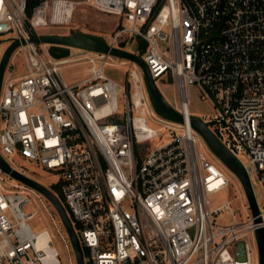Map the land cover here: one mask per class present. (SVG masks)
<instances>
[{
    "label": "built area",
    "instance_id": "obj_1",
    "mask_svg": "<svg viewBox=\"0 0 264 264\" xmlns=\"http://www.w3.org/2000/svg\"><path fill=\"white\" fill-rule=\"evenodd\" d=\"M32 1L0 0V43L19 41L11 60L21 55L25 66L17 78L8 72L11 61L5 71L0 154L23 175L17 157L60 175L85 264H254L255 255L260 264L264 202L257 201L256 217L249 206L246 220L217 222L230 208L212 210L210 203L229 187L224 166L201 151L202 139L186 120L152 126L159 119L137 64L83 49L57 60L30 40L45 35L38 29L69 23L79 5L127 21L108 44L125 50L122 38L131 39V53L153 79L176 86L174 108L184 117L189 110V119L194 87L211 108L203 121L264 189V0H34L29 16ZM113 59L128 66L120 90L105 74ZM79 62L89 75L70 85L63 68ZM167 136V143L147 146ZM34 196L43 203L0 169V264H62L52 237L39 240L48 231L31 225L37 210L26 207Z\"/></svg>",
    "mask_w": 264,
    "mask_h": 264
},
{
    "label": "rangeland",
    "instance_id": "obj_2",
    "mask_svg": "<svg viewBox=\"0 0 264 264\" xmlns=\"http://www.w3.org/2000/svg\"><path fill=\"white\" fill-rule=\"evenodd\" d=\"M127 21L122 20L118 16L104 14L98 12L88 6L79 5L73 13L72 19L69 23L64 25H54L47 28L38 29L39 34H61L70 35L78 31H82L89 34H95L103 36L106 40L110 42V37L119 30L120 27H128ZM127 36L122 38L124 42L123 49L125 51H135V46L130 44L131 39L126 41ZM3 39L1 38V41ZM8 47V44L0 43V52L3 48ZM44 50H48V46L42 45ZM87 53V52H85ZM11 64L14 68L9 69V73L12 74L14 78L20 77L25 73L24 60L21 55L15 56L11 60ZM128 66H123L120 61L113 59L109 61L106 67L105 74L108 78L115 81L119 87L124 85V73L126 72ZM63 77L68 84H74L80 82L88 77V64L85 62H79L76 64L68 65L63 68ZM157 85L161 90L167 101L173 106L178 107L180 101L177 95V88L171 82H164L162 80L157 81ZM147 86V83H146ZM147 92L149 96V101L151 104L152 111L156 114L159 121H151L152 126L155 128H161L164 126V122L160 121L162 119H167L165 115L155 107L153 100L151 98L150 92L147 86ZM190 93V111L198 117H203L211 114L210 105L199 97L198 91L194 87L189 88ZM152 118V117H151ZM157 122V123H156ZM162 132L160 135H162ZM200 136V135H199ZM201 137V136H200ZM202 139V138H201ZM168 142V136L162 141L153 140L148 143V147H159ZM200 149L206 153L210 158L216 162L218 159L213 155L211 150L208 148L205 141L202 139L200 142ZM240 160L243 163H247V157L243 154L239 155ZM17 164H22L25 166V175L29 178L37 181L43 186L47 187L54 192L55 186L59 183L60 175L56 172L46 171L33 163H28L26 160L17 157L15 158ZM20 170V169H19ZM224 173L229 180V187L219 193H216L210 197L211 209L215 210L219 207L229 204L230 208L223 207L220 213L216 216V220L220 225H229L235 219L246 220L249 215V205L247 202L246 194L241 186L239 179L233 175L229 170L224 167ZM251 182L254 189V193L259 205L264 202V189L259 179L255 176H251ZM32 203L26 207L27 211L37 210V218L31 222L32 227L37 233L42 231H48L50 236H52L51 247L56 248L60 255V260L62 264H74L75 254L70 250L68 243L64 242L63 239V224L54 209V207L43 197V203L37 196L32 197ZM68 245V249L66 247ZM254 264H257V255H255ZM87 264L88 261L86 260Z\"/></svg>",
    "mask_w": 264,
    "mask_h": 264
},
{
    "label": "water",
    "instance_id": "obj_3",
    "mask_svg": "<svg viewBox=\"0 0 264 264\" xmlns=\"http://www.w3.org/2000/svg\"><path fill=\"white\" fill-rule=\"evenodd\" d=\"M4 43H9V41ZM30 42L39 45L48 46V54L54 59L67 58L71 54V49H83L99 54H110L111 56L133 62L137 64L146 79L148 90L155 107H157L167 119L172 122L182 124L184 123V117L181 113L175 110V108L167 101L159 89L157 82L153 79L147 63L140 55H136L129 51L111 47L107 40L100 35L89 34L82 31L75 32L70 35L61 34H45L35 35L31 38ZM20 46L19 41H13L6 48L3 57L0 61V96L3 85V79L5 71L11 61V58L15 50ZM191 127L201 136L205 141L208 148L218 161L233 175H235L244 191L253 215L256 217L259 215L258 203L256 196L251 185L250 178L242 165V163L227 149V147L221 142V140L213 133L208 125L203 121L201 117L193 116L191 119ZM0 169L10 178L22 183L28 188L33 189L37 193L41 194L50 202V204L56 210L68 236L71 241L77 264H85L84 249L82 247L80 238L72 219L64 206L61 199L50 189L38 183L37 181L21 174L14 170L1 156L0 154ZM261 220L258 219L257 222ZM257 240L259 248L260 264H264V230L257 231Z\"/></svg>",
    "mask_w": 264,
    "mask_h": 264
},
{
    "label": "trees",
    "instance_id": "obj_4",
    "mask_svg": "<svg viewBox=\"0 0 264 264\" xmlns=\"http://www.w3.org/2000/svg\"><path fill=\"white\" fill-rule=\"evenodd\" d=\"M36 6V2H34V0L30 3V6H29V9H28V15L31 16L32 13H33V7ZM121 28V27H120ZM119 28V29H120ZM144 48V47H143ZM144 50V49H143ZM140 54H143V51L140 52ZM54 193L61 199V201L63 202L64 204V199L62 197V194H61V191H60V183H58L56 186H55V190H54ZM78 229V227H77ZM84 249V253L87 254V250L83 247Z\"/></svg>",
    "mask_w": 264,
    "mask_h": 264
},
{
    "label": "bare ground",
    "instance_id": "obj_5",
    "mask_svg": "<svg viewBox=\"0 0 264 264\" xmlns=\"http://www.w3.org/2000/svg\"><path fill=\"white\" fill-rule=\"evenodd\" d=\"M188 112H189V110L188 111H186V115H185V117H184V120H186L187 121V123H186V125L188 126V127H191V120L188 118ZM190 113V112H189ZM49 232H47V233H43L41 236H40V238H39V240L41 241V244H46V241L50 238V237H52V236H50V234H48Z\"/></svg>",
    "mask_w": 264,
    "mask_h": 264
}]
</instances>
